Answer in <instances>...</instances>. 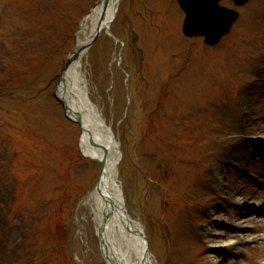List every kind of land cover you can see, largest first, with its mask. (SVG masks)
<instances>
[{"label": "rangeland", "instance_id": "obj_1", "mask_svg": "<svg viewBox=\"0 0 264 264\" xmlns=\"http://www.w3.org/2000/svg\"><path fill=\"white\" fill-rule=\"evenodd\" d=\"M97 1L0 0V264H104L67 195L89 190L98 165L76 154L79 129L53 96ZM120 4L82 73L119 144L128 213L157 264H262L264 0L237 9L213 48L182 37L174 0ZM213 231L257 240L214 248Z\"/></svg>", "mask_w": 264, "mask_h": 264}, {"label": "bare ground", "instance_id": "obj_2", "mask_svg": "<svg viewBox=\"0 0 264 264\" xmlns=\"http://www.w3.org/2000/svg\"><path fill=\"white\" fill-rule=\"evenodd\" d=\"M101 5L92 10L91 14L85 18L81 24L82 33L92 34L100 20ZM113 13L108 11L105 16V22L112 18ZM114 16V15H113ZM110 22V21H109ZM88 39L77 43V50L80 51ZM86 52V51H85ZM81 52L78 55H71L67 61V67L63 70L56 84L55 93L57 97L69 109L71 114L78 113L84 118V124L90 129L98 132V138L103 140L107 152V168L104 171V183H107L108 191H112L113 197L117 198L114 192V185L118 180V166L120 161V148L116 141L112 130L107 128L105 121L98 107L90 100L87 81L82 73V58L85 54ZM81 146L83 153L89 157H97L95 150L91 149L85 137L81 138ZM118 189L120 187L118 186ZM91 208L96 216L95 222L103 224L105 209L101 196L95 195L90 202ZM257 215V214H256ZM239 230H243L242 225L237 224ZM104 232L101 234L102 242L104 243L105 252H107L108 264H155L153 256L150 252L145 251L142 247L138 235V227L133 222V219L128 213H115L110 216V219L105 224ZM214 248L224 249L225 246L235 248L238 242L248 243L256 241L257 238H249L245 234H241L236 242L231 241L226 245L222 243V234L213 231ZM264 239V238H261ZM215 250V249H214ZM264 264V254L261 259ZM213 264H221L220 261H215Z\"/></svg>", "mask_w": 264, "mask_h": 264}, {"label": "water", "instance_id": "obj_3", "mask_svg": "<svg viewBox=\"0 0 264 264\" xmlns=\"http://www.w3.org/2000/svg\"><path fill=\"white\" fill-rule=\"evenodd\" d=\"M182 6L188 11L189 19L193 20L196 33H205L209 43H214L218 37L223 33L224 23L231 20V15H221L214 11L207 0H179ZM202 15L208 16L205 25L198 22V18Z\"/></svg>", "mask_w": 264, "mask_h": 264}]
</instances>
